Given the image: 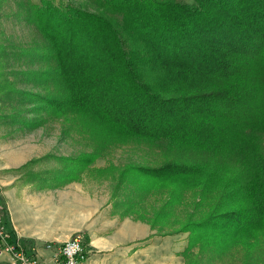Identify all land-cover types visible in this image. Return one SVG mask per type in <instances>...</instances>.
Here are the masks:
<instances>
[{"label":"trees","instance_id":"16d2710c","mask_svg":"<svg viewBox=\"0 0 264 264\" xmlns=\"http://www.w3.org/2000/svg\"><path fill=\"white\" fill-rule=\"evenodd\" d=\"M85 2L27 6L48 65L38 73L46 90L39 111L63 119L64 135L76 131L92 145L26 179L57 188L79 180L114 145H162L163 165L120 173L144 191L168 190L147 220L152 228L190 190L221 192V201L182 232L229 241L263 232L264 0Z\"/></svg>","mask_w":264,"mask_h":264},{"label":"rangeland","instance_id":"374dc122","mask_svg":"<svg viewBox=\"0 0 264 264\" xmlns=\"http://www.w3.org/2000/svg\"><path fill=\"white\" fill-rule=\"evenodd\" d=\"M49 1L60 7L67 4L84 6L86 3L85 0ZM39 2L0 0V184L14 180L16 186H21L20 182L34 190L64 191L69 184L80 183L82 191L79 193L93 199L95 206L109 202L105 213L106 208L111 209L112 226L107 236L113 237L116 231L114 223L118 222L113 221L114 215L149 227V237L132 244L114 245L110 249L93 247L86 232H76L70 239L82 235L89 264H264V231L256 233V230L249 229L232 241L223 234L219 240H204L200 238L203 232L190 234L181 231L187 222L197 223L205 218L221 201V192L200 197L198 191L187 190L180 207L169 206L170 214L165 224L152 228L147 223L166 202L168 190L153 188L144 191L133 182V176L122 178L120 173L128 167L158 168L163 165L169 159V153L162 145L135 142L114 145L79 180L61 187L34 182V178L32 182L26 179L32 177L29 173L59 169L60 157L89 152L92 145L86 135L76 131L64 135L63 130L68 124L63 119L39 111L37 101L46 90L38 73L48 65L39 59L43 39L35 26L27 21V6ZM32 160L39 162L25 171L20 170ZM40 185H51V188L41 189ZM62 198L67 200L65 196ZM3 208L0 197V210Z\"/></svg>","mask_w":264,"mask_h":264},{"label":"crops","instance_id":"0c3cea01","mask_svg":"<svg viewBox=\"0 0 264 264\" xmlns=\"http://www.w3.org/2000/svg\"><path fill=\"white\" fill-rule=\"evenodd\" d=\"M14 180L0 184L4 210H0L6 229L25 246L34 247L40 255V264L50 263V252L44 245L49 242L63 243L78 231H84L90 245L98 249H110L114 245L132 244L150 236L149 227L114 215L115 232L111 229L112 216L108 203L96 205L93 199L83 195L80 183H71L64 191L34 190ZM62 196L67 200L61 199ZM59 198V200H57ZM117 220V221H116ZM122 221V223H119Z\"/></svg>","mask_w":264,"mask_h":264},{"label":"built area","instance_id":"2783aa9c","mask_svg":"<svg viewBox=\"0 0 264 264\" xmlns=\"http://www.w3.org/2000/svg\"><path fill=\"white\" fill-rule=\"evenodd\" d=\"M50 252L51 264H89L84 250L83 237L77 235L63 243L49 242L44 245ZM0 264H40V255L34 247L25 246L6 229L0 214Z\"/></svg>","mask_w":264,"mask_h":264}]
</instances>
